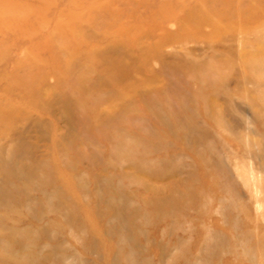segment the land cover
Listing matches in <instances>:
<instances>
[{
    "label": "rangeland",
    "instance_id": "374dc122",
    "mask_svg": "<svg viewBox=\"0 0 264 264\" xmlns=\"http://www.w3.org/2000/svg\"><path fill=\"white\" fill-rule=\"evenodd\" d=\"M0 264H264V0H0Z\"/></svg>",
    "mask_w": 264,
    "mask_h": 264
}]
</instances>
